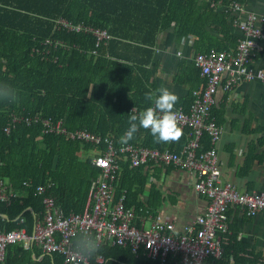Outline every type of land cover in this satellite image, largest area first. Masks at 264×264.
Returning a JSON list of instances; mask_svg holds the SVG:
<instances>
[{
	"label": "trees",
	"instance_id": "16d2710c",
	"mask_svg": "<svg viewBox=\"0 0 264 264\" xmlns=\"http://www.w3.org/2000/svg\"><path fill=\"white\" fill-rule=\"evenodd\" d=\"M59 19L105 30L110 39L95 46L91 34L59 28ZM215 21L222 23L221 34L231 43L225 14L207 3L196 5V0H0V84L10 85L19 94L17 103L0 100V181L7 194L15 195L0 201V232L24 228L30 233L44 212L45 196L64 215L81 212L90 185L100 175L90 163L97 146L45 132L41 120L26 123L20 117L61 121L67 132L108 137L118 147L131 110L150 106L145 93L154 90L150 81L156 35L172 25L176 38L191 35L202 43L204 53L233 50L237 37L232 47L206 43L203 36ZM193 71L198 75L195 67ZM182 106L186 108L187 103ZM12 115L18 120L11 122ZM182 132L178 141L157 143L148 130L140 129L126 144L179 152L186 141V130ZM208 147L205 134L200 149ZM118 162L113 200L124 196V206L134 216L149 217L159 204L153 186L150 200H141L147 183L145 169L152 165L131 168L123 155ZM40 186L44 191L37 195L35 188ZM138 218L132 224L138 226ZM220 242V257L208 255L202 264H264L258 254H242L248 253L237 247L233 237L224 234ZM96 255H102L105 264H160L158 259L133 255L129 247L101 246L90 261ZM63 262V256L43 254L34 244L6 246V264ZM164 264L172 263L166 259Z\"/></svg>",
	"mask_w": 264,
	"mask_h": 264
},
{
	"label": "built area",
	"instance_id": "2783aa9c",
	"mask_svg": "<svg viewBox=\"0 0 264 264\" xmlns=\"http://www.w3.org/2000/svg\"><path fill=\"white\" fill-rule=\"evenodd\" d=\"M232 6L237 8V4ZM253 15L238 23L240 35L233 50H210L197 53L193 66L204 80V86L192 91V98L186 109L175 107L178 126L186 130V141L179 152L167 149L157 150L132 144L115 146L111 138H101L84 131L67 132L61 121L53 123L39 116H24L26 123L42 121L45 132L65 134L68 138L88 142L97 146L90 163L98 171L97 179L90 185L85 206L81 212L64 215L50 197L43 198L44 212L41 218L33 222L31 232L24 228H14L0 232V264L5 263L6 246L27 242L39 247L43 254L57 253L64 258V264H105L102 255H96L91 261L88 256L73 251L72 239L80 232H89L101 242V246L129 247L133 255L158 259L164 264L168 257H176L180 264H202L205 257H220L222 253L219 233H227V212L236 207L246 217L264 213V195L239 193L230 183L222 182L218 167L217 144L222 130L211 115L214 95L219 87L229 91L239 79L258 78L263 85L264 73L252 74L248 65L253 58L255 41L262 37L254 27ZM57 25L66 31L89 33L98 43L110 39L105 30H96L72 23L65 19L57 20ZM227 72L229 77L223 83L221 75ZM12 115L11 122L17 121ZM8 132V128L5 129ZM209 139V147L200 149V140L204 135ZM103 145L104 148L98 149ZM123 155L131 168L143 166H172L183 170L194 178L193 189L198 195L208 199L202 215L194 220V227H185L181 235L173 234V225L169 221L153 217L149 228H139L132 224L134 212L124 206V196L113 200L114 181L119 170V156ZM44 187H36L37 195ZM15 195L4 191L0 181V201H10Z\"/></svg>",
	"mask_w": 264,
	"mask_h": 264
},
{
	"label": "crops",
	"instance_id": "0c3cea01",
	"mask_svg": "<svg viewBox=\"0 0 264 264\" xmlns=\"http://www.w3.org/2000/svg\"><path fill=\"white\" fill-rule=\"evenodd\" d=\"M203 3H207L218 13L225 14L228 36L232 38V42L228 43L221 34L222 23L215 21L213 26L208 28V34L204 33L203 36L209 44L219 42L224 46L232 47L234 38L240 35L238 23L245 21L249 15L255 17L254 27L261 32L262 37L255 41L254 56L248 65V70L252 74L264 73V0H196V5ZM233 3L238 7L234 8ZM203 49L202 43L191 35L176 38L172 25L156 35L153 46L155 63L152 66L150 82L154 90L166 87L175 93L179 98L178 102H182L175 107L186 109L187 107L184 108L182 105L186 102L188 106L192 91L204 86V80L193 71V58L197 53H204ZM228 77L229 74L224 72L221 75L222 82L224 83ZM214 98L211 115L222 130L216 147L221 181L230 183L239 193L264 195L262 82L256 77L250 80L239 79L229 91L219 87ZM145 170H147V183L141 200L143 202L150 200L149 191L153 186L158 192L159 204L147 218L140 219L134 216L139 222L138 226L133 225L149 228L153 217L158 216L161 220L172 223V232L176 236L181 235L185 227H194L195 218L203 214L208 204L206 197L195 193L194 178L172 166L152 165ZM156 199V195H153V204ZM227 216L226 234L233 237L238 248H244L248 253L242 254L247 256L258 254L260 262H263L264 213L259 212L253 217H246L238 208L230 207ZM218 235L221 240L224 234ZM20 243L24 247L31 245L27 242ZM36 247L39 249L38 246ZM176 259L178 258L170 256L167 261L180 264Z\"/></svg>",
	"mask_w": 264,
	"mask_h": 264
},
{
	"label": "clouds",
	"instance_id": "9594fccd",
	"mask_svg": "<svg viewBox=\"0 0 264 264\" xmlns=\"http://www.w3.org/2000/svg\"><path fill=\"white\" fill-rule=\"evenodd\" d=\"M178 99V96L166 87L146 92L145 100L150 102V106L139 111L135 108L131 110L129 126L119 142L128 143L140 129L148 130L157 143L178 141L183 135L175 110ZM0 100L19 102L18 90L10 85L0 84ZM72 246L78 255L91 257L99 252L101 242L89 232H80L73 238Z\"/></svg>",
	"mask_w": 264,
	"mask_h": 264
},
{
	"label": "water",
	"instance_id": "95a60500",
	"mask_svg": "<svg viewBox=\"0 0 264 264\" xmlns=\"http://www.w3.org/2000/svg\"><path fill=\"white\" fill-rule=\"evenodd\" d=\"M5 217V215H3Z\"/></svg>",
	"mask_w": 264,
	"mask_h": 264
}]
</instances>
